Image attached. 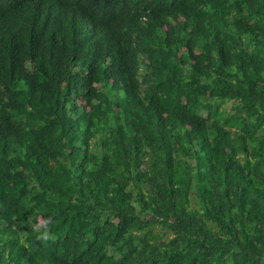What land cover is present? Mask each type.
<instances>
[{"label":"trees","instance_id":"trees-1","mask_svg":"<svg viewBox=\"0 0 264 264\" xmlns=\"http://www.w3.org/2000/svg\"><path fill=\"white\" fill-rule=\"evenodd\" d=\"M0 264H264V0H0Z\"/></svg>","mask_w":264,"mask_h":264},{"label":"clouds","instance_id":"clouds-1","mask_svg":"<svg viewBox=\"0 0 264 264\" xmlns=\"http://www.w3.org/2000/svg\"><path fill=\"white\" fill-rule=\"evenodd\" d=\"M40 238L47 240V239H51L52 236L50 235L49 231H45V232L42 234L41 237H38V239H40Z\"/></svg>","mask_w":264,"mask_h":264},{"label":"rangeland","instance_id":"rangeland-1","mask_svg":"<svg viewBox=\"0 0 264 264\" xmlns=\"http://www.w3.org/2000/svg\"><path fill=\"white\" fill-rule=\"evenodd\" d=\"M230 104H231V103H228V107H229Z\"/></svg>","mask_w":264,"mask_h":264}]
</instances>
